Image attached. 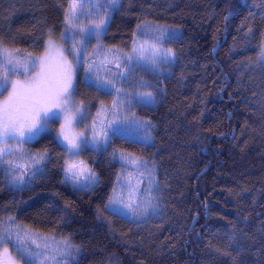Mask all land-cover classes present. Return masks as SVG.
<instances>
[{"label": "trees", "instance_id": "obj_1", "mask_svg": "<svg viewBox=\"0 0 264 264\" xmlns=\"http://www.w3.org/2000/svg\"><path fill=\"white\" fill-rule=\"evenodd\" d=\"M69 3L0 0V46L42 53L49 38H66ZM146 24L179 34L161 41L175 53L171 63L137 70L127 83L155 95V104L132 107L133 118L154 125L150 141L110 135L107 151L86 147L99 182L78 191L63 182L67 154L50 128L26 144L47 153L43 174L15 185L0 167V221L54 238L72 264H264V0H120L102 42L128 55ZM114 92L87 84L78 67L75 98L90 110L108 107ZM113 152L154 167V213L105 210L124 169Z\"/></svg>", "mask_w": 264, "mask_h": 264}, {"label": "snow or ice", "instance_id": "obj_2", "mask_svg": "<svg viewBox=\"0 0 264 264\" xmlns=\"http://www.w3.org/2000/svg\"><path fill=\"white\" fill-rule=\"evenodd\" d=\"M112 5L119 3V0H111ZM73 8L75 5L72 6ZM72 18L66 17V23ZM139 27V26H138ZM107 30V24L102 19L100 23L88 28L87 34L84 36L81 43H86L94 36L99 40L100 36ZM77 33H73L70 39H75ZM166 33L161 30V35L156 37V43L159 44ZM168 39H177L179 34L167 33ZM137 49H133L136 52ZM140 55L137 57L135 64H130L132 56H126L124 58V66L127 69L126 72H115L108 69V73L112 78L107 80H101L99 74H92V69L95 67L94 63H89L88 68L85 69L86 79L89 84L95 86L97 90H104L108 94H111L114 89L118 100L113 101V109L127 105L130 109L135 105L150 106L155 104L156 98L153 92H135L129 93L123 88H114V78H121L123 83H129V77H131L137 70L155 71L156 67L161 63H171L175 53L171 50H163L155 45L139 49ZM75 60V65L71 62H65L61 71L57 76H52L49 70V66L45 60H32L30 65L22 63V58L13 54L6 46H0V68L6 69L5 75L0 78V94L7 90L11 83L12 92L9 95L5 104L0 107V142H7L9 140H18L21 143L30 142L37 139L39 136L49 130L50 125L59 120L61 116L69 124L73 120L76 122H83L85 120L83 102L77 103L74 98L76 91L73 83L76 69L82 66L81 50L73 45L70 52ZM119 60V57H116ZM261 62L264 63V52L261 53ZM141 60L145 63H141ZM40 66V73L34 80L27 83L10 82L9 75L27 74L29 68L34 69ZM120 64L117 63L116 67L119 69ZM21 67L24 68V72L21 73ZM139 87H149L142 79L137 81ZM131 96L132 99H127ZM115 115V111L113 112ZM71 117V119H70ZM110 124L112 122H109ZM154 125L148 120H139L133 117H125L123 120H117L115 127L112 129V135L123 134L126 131H134L136 133H142L139 136L141 142L147 143L150 141V129ZM98 136L100 137L98 139ZM59 143L62 145L64 151L71 156H78L80 152L91 146L96 151H107L109 146L108 133H97L95 129L92 130V139L88 140L86 133H81L80 136L69 138L64 136L63 140ZM6 149L0 150V164L8 165L6 171H11L13 174V184L22 185L24 183H30L38 174H43L44 169L36 167L31 170V174L28 176L27 181L24 177L27 175V169L23 165L15 164L12 160H4L3 156ZM114 160L127 161L130 164L139 163L137 160L130 159L129 155L112 153ZM49 159L46 155H37L33 160L34 164H39L41 161ZM83 177V180H81ZM64 183L71 182L74 189L78 191L92 190L98 184V178L96 174L87 168L81 162L77 164L75 162L66 163L64 167ZM157 191L159 189L157 188ZM115 192V189H114ZM123 205L124 209H130L133 213L135 208L131 203H125L122 198L110 197L107 204H105V210L110 209L112 214L121 215L123 209L119 205ZM49 239L43 238V249L39 251L41 244L37 243V240L30 234V230H22L15 227V220L12 217L8 218V221H0V264H17L16 260L12 257L8 247L5 245L11 244L13 249L19 258L23 261V264H45L46 259H52L55 264H61V260H58L56 256L46 257L45 252L49 249ZM31 243H28V242ZM65 246H68L67 241L64 242ZM35 245V249L32 247ZM59 251V246L56 249ZM61 253V259L63 258ZM41 257H45V260H41Z\"/></svg>", "mask_w": 264, "mask_h": 264}, {"label": "rangeland", "instance_id": "obj_3", "mask_svg": "<svg viewBox=\"0 0 264 264\" xmlns=\"http://www.w3.org/2000/svg\"><path fill=\"white\" fill-rule=\"evenodd\" d=\"M73 5H75L74 8L72 7ZM114 6L112 5L111 0H70L67 17H70L72 19H70L66 23V27L68 30L66 38L64 37L61 40H56L52 37L49 38L46 41L43 52L38 55H33L30 53L22 55L15 52H13V54L18 57H21L22 63L25 65H30L32 60H45L49 66L51 75L55 77L59 74L65 62H71L73 65H75V60L73 56L68 55L71 52L73 45H75L76 48L81 50L83 61V78L85 82L89 84L88 79H86L85 72V69L88 68L89 63L95 64V67H93L92 69V74L94 76L98 73L101 80H107L112 78L107 71L108 69H111L113 73L127 71L124 66V58L126 56H132L133 59L129 63L135 64L137 57L140 55L139 49L142 46L144 48H149L155 45L156 47L165 50L161 42L159 44L156 43L155 38L161 35V30H163L166 34L168 33V30H164L161 26L155 27L149 24H146L139 29V35L141 36L136 38L134 46L132 50L128 53V55L115 48H110L104 45L102 42L103 34L100 36L99 40H97L93 36L90 41L86 43H81L84 36L87 34L88 28L100 23L102 19L106 22V24H108ZM73 33H77V35L75 36V39H70L69 37H71ZM65 39L69 42L68 48L65 44ZM133 49H137V51L133 52ZM262 52H264V37L261 44V53ZM116 57H119V60H117ZM117 63L121 65L119 69L116 67ZM141 63H145V61L141 60ZM1 69L6 72V69ZM77 70L78 68L76 69L73 80L75 88L77 84ZM20 71L21 73H23L24 68L21 67ZM40 71V66L39 64H37L36 68H29V71L26 75L20 74L14 75L13 77L9 75L8 79L10 82L18 81L20 83H27L31 80H34L40 73ZM4 75L5 73H3V76ZM114 88H123L129 93L133 92L129 85H127V83H123L121 78L119 77L114 78ZM135 90V92H144V89L140 90L138 88ZM11 92L12 87L10 83L6 93L0 97V107H2L8 100ZM114 93L115 94L113 96L111 104L108 107L99 105L96 111L92 110V108L90 110V107L87 105L84 96H82L78 100L75 98L74 94V98L77 103L81 101L83 102L82 107L84 108V115L86 118L83 122L78 123L73 120L72 123L69 124L65 121L63 116H61L59 120L53 122L50 125L49 129L52 127L55 128V136L58 142L60 140H63L65 135H67L69 138H78L81 133H86L88 140L91 141L93 128L98 134L107 132L108 137H110V135H112V129L113 127H115V122L117 120H123L126 116L132 117L133 115L132 107L129 109L127 105L120 106L115 110L113 109V101L120 99V97L117 96L116 92ZM127 99L131 100L132 97L128 96ZM133 104H135L134 101ZM114 111L115 115L113 114ZM109 122L112 123L110 124ZM116 135L139 140V136L142 135V133H136L134 131L129 130L124 132L123 134L118 133ZM99 138L100 137L98 136V139ZM35 140H32L30 142H33ZM30 142L21 143L18 140H9L6 143L0 142V150L6 149L3 159L12 160L15 164L23 165L25 169H27V173L31 172V170L35 169L36 167H42V165L46 161H41L39 164H34L33 160L37 157L38 154L46 156L48 155L44 151L35 153L30 152V150L26 146V144ZM90 147L91 146L87 148ZM83 150L78 156H71L69 153L66 152V163L75 162L77 164H80L81 162H83V164L87 166L88 169L93 171L89 164L83 159ZM120 154L129 155L130 153L120 152ZM130 159L137 160L139 163L130 164L127 161H122L124 164V169L120 174L119 179L117 180V183L115 185V192L113 191L111 197L122 198L125 203H131L133 205V208H135V212L133 213L130 209H124L123 205L121 204L119 205V207L123 209V214L121 215L125 216L128 219H142L143 217L154 213L156 207L158 208L155 194V190L157 189V174L154 170V167L148 164L144 159H141L132 154H130ZM1 166H6L8 169V165L6 164H0V167ZM8 173L11 178V181H13V174L11 173V171H8ZM26 177L27 175H25L24 177L25 180ZM81 180H83V177H81ZM15 227H18L22 230H30V234L33 236V238L37 240V243L41 244V248L39 249V251H44L43 238L48 236L41 234L37 231L31 230L16 221ZM28 243L31 242L29 241ZM48 243L49 249L45 252L46 257L54 255L58 260H61V264H72V257L70 255L71 253L67 248L57 244L53 241V239H49ZM58 246L59 251L56 250ZM6 247H8L9 252L11 253L12 257L16 260L17 264H23L22 260L16 254L15 250L13 249V251H11L9 246ZM32 247L35 249V245H32ZM0 252H2V248H0ZM61 253L64 254L62 259ZM41 260H45V257H41ZM37 264H40L39 260L37 261ZM45 264H55V261L52 259H46Z\"/></svg>", "mask_w": 264, "mask_h": 264}]
</instances>
